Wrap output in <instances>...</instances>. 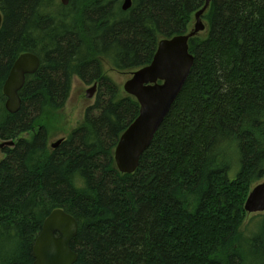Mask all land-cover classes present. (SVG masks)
Masks as SVG:
<instances>
[{
  "label": "trees",
  "instance_id": "16d2710c",
  "mask_svg": "<svg viewBox=\"0 0 264 264\" xmlns=\"http://www.w3.org/2000/svg\"><path fill=\"white\" fill-rule=\"evenodd\" d=\"M124 1L0 0V138L16 141L0 160V264H33L56 208L78 222L74 264H264V214L255 236L243 231L264 178V0H210L207 32L189 40L191 73L131 174L115 148L140 105L105 60L130 75L150 64L207 0ZM26 52L40 67L10 113L3 85ZM74 76L98 83L96 101L51 148Z\"/></svg>",
  "mask_w": 264,
  "mask_h": 264
},
{
  "label": "water",
  "instance_id": "95a60500",
  "mask_svg": "<svg viewBox=\"0 0 264 264\" xmlns=\"http://www.w3.org/2000/svg\"><path fill=\"white\" fill-rule=\"evenodd\" d=\"M67 6L70 0H61ZM132 0H125L122 8L131 7ZM210 0L195 14L191 31L172 38L160 40L152 62L135 72L124 83V91L135 97L140 105L139 115L122 133L115 149V163L123 174H131L139 166L142 154L151 145L156 132L166 119L172 106L179 97L191 73L195 56L189 50V40L205 30L203 15L208 10ZM3 16L0 12V28ZM40 58L31 52L21 54L14 62L3 85L6 97L5 107L16 113L22 104L20 91L27 75L37 72ZM97 83L87 90L92 98ZM63 139L52 144L56 148ZM14 140L0 141V150L13 147ZM249 214L264 213V181L253 187L245 202ZM78 232V222L74 216L62 208L54 209L44 220L42 229L33 246L34 264H74L78 253L71 243Z\"/></svg>",
  "mask_w": 264,
  "mask_h": 264
},
{
  "label": "rangeland",
  "instance_id": "374dc122",
  "mask_svg": "<svg viewBox=\"0 0 264 264\" xmlns=\"http://www.w3.org/2000/svg\"><path fill=\"white\" fill-rule=\"evenodd\" d=\"M204 23L207 25L206 20H203ZM195 23V18L192 23V28ZM207 32L201 31L200 35H204ZM104 70L105 73L117 84L121 87L122 91L124 83L130 78V74H127L125 72H121L113 68L111 63L109 61L105 60L104 63ZM94 83L92 84H86L83 82L79 77L74 76L72 81V88L69 95V98L62 110L59 111V117L57 118V122H51L50 123V139L49 144L56 142L58 139L63 137H68L71 132L79 127V125L84 121L85 119V113L86 110L95 104L96 101V92L94 93L92 98L87 97V90L92 88ZM25 137L28 138L27 134H24ZM3 140L0 138V141ZM5 157V153L3 151H0V160H2ZM235 173L233 174V176ZM264 181V178H262L260 181L256 182L253 186H255L258 183H261ZM252 186V187H253ZM263 213H252L248 214V217L245 219V222L243 224V231L248 238H251L256 235V233L260 229V220Z\"/></svg>",
  "mask_w": 264,
  "mask_h": 264
},
{
  "label": "bare ground",
  "instance_id": "6f19581e",
  "mask_svg": "<svg viewBox=\"0 0 264 264\" xmlns=\"http://www.w3.org/2000/svg\"><path fill=\"white\" fill-rule=\"evenodd\" d=\"M43 226V225H42ZM36 241V240H35ZM35 260V259H34ZM34 264V263H33Z\"/></svg>",
  "mask_w": 264,
  "mask_h": 264
}]
</instances>
